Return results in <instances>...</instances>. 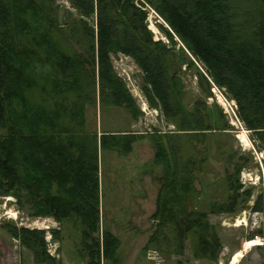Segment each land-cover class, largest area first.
<instances>
[{
	"label": "trees",
	"instance_id": "trees-1",
	"mask_svg": "<svg viewBox=\"0 0 264 264\" xmlns=\"http://www.w3.org/2000/svg\"><path fill=\"white\" fill-rule=\"evenodd\" d=\"M65 1L74 13L66 10V20L58 24L57 0H0V196H10L16 203L23 198L31 219L49 218L58 225L73 222L80 228L78 252L85 255L86 264H99L100 260L119 263L118 240L98 225L97 152L126 156L130 145L142 136L98 135L60 126L59 119L65 117L69 124L76 120L80 127L82 109L94 89L99 104L121 107L135 120L141 115L111 64V55L122 54L141 73L140 92L147 108L176 127L172 140L155 130L146 135L154 151L153 164L164 172L163 181L158 180L162 196L172 197L158 198L161 206L159 211L156 206L150 218L157 220L153 232L161 233L169 222L176 248L184 233L199 231L198 251H208L207 256L215 260L219 242L209 231L205 215L183 208L194 178L190 162H178L177 138L227 130L228 126L221 123V129L211 128L202 113L189 115L181 108L172 91L175 80L179 81L177 65L183 61L171 60L168 65V59L174 53L175 37L201 64L211 83L235 103L238 121L255 137L249 139L251 144L264 151V0ZM145 4L169 29L156 26L168 45L152 39L146 28ZM27 15L33 21L25 19ZM39 83H43L39 86L42 95L47 88V117L43 108H37L34 117L30 113V91ZM69 99H73V108L71 102L72 110L66 114V107L56 102L66 104ZM37 119L41 129L32 131ZM166 143L170 152H166ZM238 190L237 186L232 190L233 207ZM244 192L247 197L251 194ZM165 203L172 205L165 207ZM227 205L219 212H231L225 210ZM1 227L30 252L36 264L55 261L46 250L47 231L17 227L12 222ZM48 232L56 242L59 229ZM152 237L146 245L153 242ZM209 238L215 246L208 243Z\"/></svg>",
	"mask_w": 264,
	"mask_h": 264
},
{
	"label": "rangeland",
	"instance_id": "rangeland-1",
	"mask_svg": "<svg viewBox=\"0 0 264 264\" xmlns=\"http://www.w3.org/2000/svg\"><path fill=\"white\" fill-rule=\"evenodd\" d=\"M134 2L138 3V1ZM56 4H58V10L55 18L57 23L60 24L62 20H66V16H64L66 10L72 13L74 11L65 0H57ZM144 7L147 21L146 28L151 33L152 39L154 41L160 40L168 45L165 37L156 26L159 25L160 28L167 29V31L169 29L152 9L147 5ZM27 16H25V19L33 21V17ZM173 39L176 45L173 49V56L168 59V65L171 64V60L178 61L181 59L183 62L182 64L177 63L176 69L179 81L175 80L172 94L177 96L181 108L189 115L191 113H196V115L202 113L201 115L206 118V122L211 128L221 129V123H225L228 126L227 130H216L197 135H179L177 138L179 143L178 162L189 161V169L194 178L191 183V190L187 192L189 195L186 197L183 208L185 212H200L205 215L206 222L210 226L209 231L211 233L214 232L218 239L219 248L215 252V260H211L207 256L208 251H205L204 254L200 253L198 251L200 249L198 248V243L201 237L196 234L200 232H195L194 230L184 233L183 241L181 243L177 241V247L175 248V232L169 222L164 225L161 233H154V226H146L144 217L141 215H139L137 233H145V237L134 240V237L131 238L129 235H124L128 232L133 233L136 229L131 226L132 220L126 219L120 214L106 212L105 223H108L109 227L111 226L109 229L115 233L114 235L120 241L116 251V258L119 257L126 264H230L234 257L233 254L237 253L241 254L242 257L234 264H264V238L262 240L253 238V241L259 240L261 244L246 248L248 240H243L245 236L244 227L241 225L234 227L233 223H230L229 214L219 212V208L222 209L233 198V191L236 186L239 190H247L252 192V194L256 192V189L261 188V204L262 206L264 205V151L251 144L250 140L255 137L244 130L238 121L235 113V103L225 95L223 89L217 88L211 83L201 64L188 54L175 37ZM31 42L32 40H30ZM63 47L64 50H67V46ZM37 48H40V51L42 49L41 46ZM110 60L115 75L122 80L121 82H123L134 99V105L141 115L135 120L121 107L99 104L97 90L94 89V95H90V101L85 103L82 109L81 126L78 127L79 123L76 120L72 122V126L64 116L62 120L59 119L60 126L65 125L67 127L71 125L72 128H83L84 132H95L98 135L102 132L120 133L130 131L133 133H148L149 131V134H151L154 130L158 132L174 131L176 127L165 122L158 111L147 108L140 92L142 87L141 73L132 60L122 54L111 55ZM171 68L172 66L170 65L168 72L171 71ZM179 83L182 86L180 91ZM42 84H36L30 91L33 96L28 101L33 105L30 111L33 117L37 114V108H43L45 110L44 114H48L47 108L50 105L47 106L46 102H44V94L47 88L45 87V92L42 95L39 89ZM72 101L73 99H69L65 104L60 103L58 100L56 103L66 107V114H68L73 108ZM172 107L175 108V105H172ZM219 111L221 118L219 117ZM37 123L40 124L37 125ZM37 123L34 120L32 131L41 129V122H38V119ZM242 135L246 138L248 145L241 143L239 136L241 137ZM255 145L259 146L256 141ZM140 146L142 150L140 151L139 149L137 151L139 152L138 155L143 158H149L150 149L146 152L144 147ZM134 154L137 153L134 152ZM97 156L100 161L98 164V179L100 180L99 210L100 220H102V213L105 212V208H101V201L116 197L117 199L124 198L126 191H130L132 194L137 193L138 191L134 190V188L137 187V179L140 178L141 174L139 172L130 174L126 168H120L119 165L113 162H118L116 160L117 156L113 152L101 151L100 153L98 150ZM110 157H113V161L110 160ZM35 166L37 167V162ZM237 170L238 173H236ZM132 179L135 180V183L133 182L132 188L126 190L124 180H127V183H131L129 180ZM240 182H243V184ZM138 186H140V190L149 189V184L141 181V179ZM151 190H154V188ZM109 206L106 204L108 211ZM118 209L136 211L134 207L121 206ZM29 212L30 210L23 202V198L22 200L20 198V202L16 203L14 198L10 196H0V264H36L30 252L21 247L16 240L11 239L1 227L5 222H12L17 227L47 231L45 233L46 250L55 259L50 264H59L61 262L60 253L65 258L63 261L69 258L67 264H79L82 259L86 261L85 255L80 256L78 252L80 248L78 245L80 228L78 226L68 221H62L58 225L51 219L45 221L39 218L31 219L28 217ZM145 226L146 228H141ZM101 227H105L103 223ZM57 228L59 229V238L56 242L51 241V239L47 238V235L49 237L51 235L48 229ZM152 234L153 242L147 245L146 243L144 244ZM207 240L211 241L208 242L210 245L214 244L215 246L212 238ZM53 249L54 251H52ZM139 256L143 258L139 259ZM127 258L130 259L128 260ZM103 264H110V262L103 261Z\"/></svg>",
	"mask_w": 264,
	"mask_h": 264
},
{
	"label": "crops",
	"instance_id": "crops-1",
	"mask_svg": "<svg viewBox=\"0 0 264 264\" xmlns=\"http://www.w3.org/2000/svg\"><path fill=\"white\" fill-rule=\"evenodd\" d=\"M121 133H130L132 135L142 136L141 139L136 140L134 143H132L130 145V152L126 156H122V157L120 156L119 157L114 153L117 156L116 160H118V162L113 161V157H110V160H112L115 164L119 165L120 168H123V169L126 168V170H128V172L130 174H133L136 172H139L141 174L140 178L137 179V187L134 188V190H136L138 192L132 194L130 191H126L124 198H121V199L118 198L117 199V197H116V198H113L110 200L108 199L106 201L102 200L101 201V208H103V207L105 208V212H103L105 215L103 216V213H102V220H100V210H99V206H100L99 182H100V180L98 179V164L100 161H99V157L97 156L98 225H99L100 230H102V229L108 230L109 233L117 239V237L114 235L115 233L112 232L111 229H109L111 226L109 227L108 226L109 224L105 223L106 215H107L106 212L115 213L117 215L120 214V216H124V217H126V219L132 220L131 226L133 228H136L133 231V233L128 232L127 234H124V235L125 236L129 235V237H131V238L134 237L133 238L134 240L142 239L145 237V233H141V234L137 233L138 222L140 219L139 215L144 217L146 226L150 225L149 227H151V226L155 227L157 220H153L150 218L154 214V212L157 210L156 206L158 207V211H159V207L161 206V200L158 198L163 197L162 199L171 200L172 197L167 198L166 196H162L163 194L160 191V183L158 180L162 178L161 181H163L164 172L161 169V167L153 164L154 151L151 147V142L149 141V138L146 137V135H148V136L150 135L149 134L150 132L148 131V133L147 132L133 133L130 131H128V132L125 131V132H121ZM174 133L175 132L172 130H167V132H157L156 134H160V135L167 134L169 140L170 139L172 140L175 136ZM162 143H164V141ZM140 145H142L144 147L146 152L150 149L151 153L149 155V158H143L140 155H138L139 152H137V151L139 149H140V151L142 150V147ZM169 145H172V143H170ZM165 146H166V152H170L167 143L165 144ZM134 152H136L137 154H134ZM100 153H101V151H100ZM109 153H111V152H109ZM140 179H141V181H145L147 184H149L148 190H140V186H138ZM124 182H125L126 190H128V189L132 188V184H133V182L135 183V180H133V179L129 180V182H131V183H127V180H124ZM152 188H154V190H151ZM106 204L110 205L109 211H108V207H106ZM170 205H172V204L165 203V207H168ZM121 206L127 207V208H133L134 207L136 211H125L123 209H118V207H121ZM39 219L43 220V221L50 220L49 218L48 219L39 218ZM102 223L105 226L103 228L101 227ZM146 226L141 227V228H146ZM49 239H50V237H49ZM128 240L133 241L131 239H128ZM48 242H49V240H48ZM118 242H120V241H118ZM146 242H144V244ZM126 243H128V241H126ZM53 251H54V249H53ZM59 255H60V261H61L59 264H63V262H65V264H67V260L69 258L66 259V261H63V259H65V258L62 257V253H60ZM57 258H59V256H57ZM140 258H143V257L139 256V259ZM127 259L129 260L130 258H127ZM117 260H118V262H120L118 264H126L123 260H120L119 257L117 258ZM79 264H86V262H85V260L82 259V261L79 262ZM99 264H103V261L100 260Z\"/></svg>",
	"mask_w": 264,
	"mask_h": 264
},
{
	"label": "flooded vegetation",
	"instance_id": "flooded-vegetation-1",
	"mask_svg": "<svg viewBox=\"0 0 264 264\" xmlns=\"http://www.w3.org/2000/svg\"><path fill=\"white\" fill-rule=\"evenodd\" d=\"M244 191L245 190L237 191V199L235 201L234 207L231 199L229 204L225 208V210L232 211L229 213L223 212V214H229L230 223H233L234 227H236L237 225H241L242 227H244L245 236L243 237V240H248V243H251L253 241V238H259L261 240L264 238V205L262 206L261 204V188L256 189V192L254 194H252L251 192L248 197L244 195ZM248 243H246L247 248L257 246H250V244ZM260 244H258V246ZM236 254L237 253L233 254V256H235Z\"/></svg>",
	"mask_w": 264,
	"mask_h": 264
},
{
	"label": "bare ground",
	"instance_id": "bare-ground-1",
	"mask_svg": "<svg viewBox=\"0 0 264 264\" xmlns=\"http://www.w3.org/2000/svg\"><path fill=\"white\" fill-rule=\"evenodd\" d=\"M239 139L241 140V143H243V145H244V144H245V145H248V142H247L246 138L244 137V135H242L241 137L239 136ZM248 244H250V246H254V245H257V246H258V244H260V241H259V240H254V241H252L251 243H248ZM248 246H249V245H248ZM246 248H247V247H246ZM243 249H245V248H243ZM240 258H241V255H240V254H236V255L233 257V259H232V261H231L230 264H234V263L237 262Z\"/></svg>",
	"mask_w": 264,
	"mask_h": 264
},
{
	"label": "built area",
	"instance_id": "built-area-1",
	"mask_svg": "<svg viewBox=\"0 0 264 264\" xmlns=\"http://www.w3.org/2000/svg\"><path fill=\"white\" fill-rule=\"evenodd\" d=\"M241 184H243V182H240ZM47 238L49 239V236H47ZM53 251V250H52ZM47 252H48V250H47ZM49 253V252H48ZM50 254V253H49ZM53 256H54V254H53Z\"/></svg>",
	"mask_w": 264,
	"mask_h": 264
}]
</instances>
